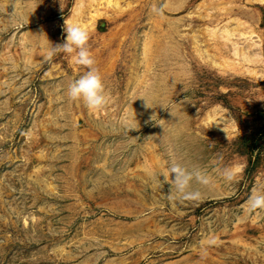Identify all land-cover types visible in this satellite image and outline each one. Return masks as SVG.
Listing matches in <instances>:
<instances>
[{"label": "rangeland", "instance_id": "374dc122", "mask_svg": "<svg viewBox=\"0 0 264 264\" xmlns=\"http://www.w3.org/2000/svg\"><path fill=\"white\" fill-rule=\"evenodd\" d=\"M79 1L0 0V264H264V210L246 206L264 190V62L201 56L211 0H126L86 27L109 97L91 111L65 91L86 69L28 40L63 42ZM231 1L219 17L252 22L264 55V0ZM170 157L208 174L199 198H169Z\"/></svg>", "mask_w": 264, "mask_h": 264}, {"label": "bare ground", "instance_id": "6f19581e", "mask_svg": "<svg viewBox=\"0 0 264 264\" xmlns=\"http://www.w3.org/2000/svg\"><path fill=\"white\" fill-rule=\"evenodd\" d=\"M211 1L214 3L213 5H210V7L218 10V16L210 13L209 15L211 20L216 22L213 25L205 24L203 29L207 32V34H209V40L214 41L212 45V51L210 50V47L202 46L201 39H199V35L197 33L196 35L198 36H196L195 39V42L197 43L196 50H198V52L202 54L201 56L205 57L207 61L209 60L215 64L220 63V67H222V65L229 67L239 65L241 67H246L248 72H253L251 65L264 62V55L260 50V43H258V39L254 38L253 35L257 32L256 27L253 26L252 22L242 20L237 16L228 17L227 19L223 20V14L229 13L234 6V3L231 0ZM81 2L82 1H79V3ZM82 4H84L82 8H80L81 5L78 4L74 6V13L76 12V15L78 14L76 17L77 20H74L73 16L68 18V22L70 21V23H79L84 27L90 28L95 27L98 16H104L107 14L108 17H110L109 10H103L102 7L108 6V8L111 7V9H114V13H112V15L115 17L119 12L124 11V9L127 7H131V4L127 3L126 0H85V2H82ZM219 14L222 16L219 17ZM22 16L26 17L27 15ZM113 16H111V18ZM155 26H157L159 29L160 25L155 22ZM242 35L245 36L242 37ZM28 40H32L33 42L39 41V45H41L43 49H45L47 45L46 39L43 36H39L38 38L33 36V38ZM155 44V39H153L150 35L144 37L141 40L139 52L141 53V56L137 60L138 66L144 65L147 69L152 67L151 62L155 61ZM223 50H229L230 56L222 54ZM30 62H32V60H30ZM213 112L214 113L210 115V120L216 122L219 120V117L217 116L216 110ZM147 161H149V158ZM151 172L152 170H150V173Z\"/></svg>", "mask_w": 264, "mask_h": 264}, {"label": "clouds", "instance_id": "9594fccd", "mask_svg": "<svg viewBox=\"0 0 264 264\" xmlns=\"http://www.w3.org/2000/svg\"><path fill=\"white\" fill-rule=\"evenodd\" d=\"M151 11L156 15L163 12L162 6L153 5ZM63 42L53 44L49 41L46 46L43 59H50L57 52L67 54L73 63L83 66L86 70L77 78L70 81L66 88V95L71 100H78L91 111H100L106 107L109 97L105 92L102 77L95 59L88 47L89 33L86 27L79 23L66 24L63 28ZM169 179L171 174V189L167 194L169 198L197 199L200 196L198 190L191 189V183L195 180L199 184H208V174L199 167H187L174 157L169 158L168 163ZM162 174V173H161ZM222 174L227 181L235 178V171L231 166H225ZM175 188L176 196L172 195V188ZM246 206L249 211L256 209L264 210V190L253 189L247 198Z\"/></svg>", "mask_w": 264, "mask_h": 264}, {"label": "trees", "instance_id": "16d2710c", "mask_svg": "<svg viewBox=\"0 0 264 264\" xmlns=\"http://www.w3.org/2000/svg\"><path fill=\"white\" fill-rule=\"evenodd\" d=\"M260 129H261V128H260ZM260 129H259V131L257 132V134H258V133H261V130H260ZM263 129H264V126H263Z\"/></svg>", "mask_w": 264, "mask_h": 264}]
</instances>
